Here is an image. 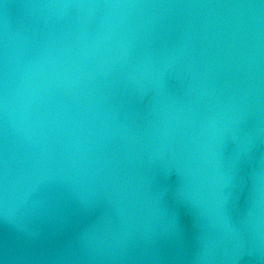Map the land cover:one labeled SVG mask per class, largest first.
Returning a JSON list of instances; mask_svg holds the SVG:
<instances>
[{
	"label": "water",
	"instance_id": "water-1",
	"mask_svg": "<svg viewBox=\"0 0 264 264\" xmlns=\"http://www.w3.org/2000/svg\"><path fill=\"white\" fill-rule=\"evenodd\" d=\"M0 264H264V0H0Z\"/></svg>",
	"mask_w": 264,
	"mask_h": 264
}]
</instances>
